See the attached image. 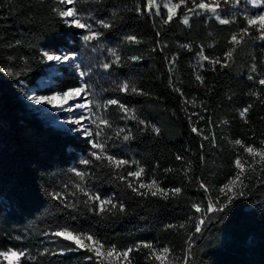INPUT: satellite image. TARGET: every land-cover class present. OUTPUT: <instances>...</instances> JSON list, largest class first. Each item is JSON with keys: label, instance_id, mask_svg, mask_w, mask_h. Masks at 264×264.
Wrapping results in <instances>:
<instances>
[{"label": "trees", "instance_id": "trees-1", "mask_svg": "<svg viewBox=\"0 0 264 264\" xmlns=\"http://www.w3.org/2000/svg\"><path fill=\"white\" fill-rule=\"evenodd\" d=\"M188 4L194 7L192 0ZM220 5L222 18L235 23L222 25L199 13L185 25L184 7L165 23L167 13L149 11L147 0H79L78 12L93 31L103 34L85 42L84 30L67 26L54 11L63 9L59 0H0V251H25L31 259L23 264H97L91 252L53 235L67 228L93 234L117 250L143 243L158 250L167 247L171 264H264V166L246 170L243 195H232L231 203L220 194L236 174L235 160L250 158L235 141L264 146V104L249 95L260 91L264 98V86L256 82L264 78V40L253 30L234 44L231 37L247 23L241 12L228 16L231 4ZM99 20L112 27H100ZM130 35L139 42L126 40ZM232 48V58L225 59ZM111 50L120 61L106 70L103 65L115 59ZM44 51L82 58L99 94L98 113L111 125H100L99 137L96 126L94 142L105 145L106 155L128 160L127 165L117 168L96 160L91 153L99 150L86 139L44 125L27 105L30 93L79 86L77 75L59 66L54 87L41 89L38 80L51 66L42 57ZM201 51L221 63L200 60ZM125 82L144 94L121 91ZM109 99L135 109L136 118L115 105L104 107ZM248 104L252 108L245 123L239 110ZM124 135L130 138L124 140ZM136 163L144 169L139 180L127 176ZM74 170L84 173L83 180ZM153 180L165 190L181 192H169L164 199L146 188L137 194L128 186ZM77 185L111 199L117 208L108 211L111 206L106 205L105 212L94 211L96 204ZM210 202L227 207L209 212ZM121 204L124 212L119 211ZM130 258L133 264H160L144 247Z\"/></svg>", "mask_w": 264, "mask_h": 264}, {"label": "snow or ice", "instance_id": "snow-or-ice-1", "mask_svg": "<svg viewBox=\"0 0 264 264\" xmlns=\"http://www.w3.org/2000/svg\"><path fill=\"white\" fill-rule=\"evenodd\" d=\"M230 0H224V3H229ZM233 3V6L235 7L238 5L241 0H231ZM249 4L252 5L254 9H259L256 14L252 15H246L244 17L247 27L241 29V32L238 34H234L231 37V40L234 44H238L240 42V39L243 38V36H251L252 31L254 30L256 33H259V35L256 37L257 39L264 40V0H247ZM60 4L63 5H71V7H66L63 9H55L54 11L57 12L58 16L64 21V23L70 27H74L77 29H84L87 31V35L83 36V40L85 42L91 41V40H99L100 37L103 35L101 32L93 31L92 25L87 22L86 18L81 16V14L78 12L77 8L75 7L76 4L79 3V0H59ZM188 3V0H179L178 3H172V0H168L167 3L163 5L165 9H167V19L165 20V23L170 22L173 17L176 15L177 10L180 9L182 6L186 7ZM192 3L194 5L193 8L189 9L190 12H193L194 14H199L196 12V9L202 10V12L211 13L212 16L215 17V19L222 25H227L230 23H235L234 19H228V18H222L220 13L218 12V9L220 8V0H199L197 3V0H192ZM147 6L149 11L155 6L157 7L156 14L160 15L159 7L156 5V0H147ZM185 25L189 24V17L187 15L184 16L183 21ZM97 23L102 28H110L112 25L104 20H99ZM238 36L240 39H238ZM126 40L129 42H139L137 40L136 36H127L125 37ZM183 47H189L188 45H183ZM235 51V48L230 49L225 56V59H231L233 52ZM115 59L110 63H105L103 65L104 69H110L112 67V64H118L120 61V56L117 55L115 50H111L110 53ZM200 60H208L209 63H212L213 65L221 63L220 58L215 59H209V57L205 56L203 54V51H201L199 54ZM42 57L46 59L47 62H55L57 64L64 63L67 61H75L76 57L69 56L67 54H50L47 51H44L42 53ZM133 60H137L138 57H132ZM227 66V65H223ZM74 67L76 69H80V64L75 63ZM255 67H253V71H255ZM12 73L9 72V75ZM81 76H84V72H80ZM198 80H201L203 82V78L199 75L196 77ZM249 79L252 80L253 77L249 76ZM259 85L264 86V78L259 79L256 81ZM120 90L125 93H138L139 90L134 86L130 85L129 83L125 82L122 83L119 86ZM88 92L87 85L76 87L69 89L67 91H64L62 93H55L51 96H34L30 95L28 96L29 100L35 101L37 104L47 103L51 104L54 107H60L64 108V105L68 104L69 100L79 99L83 94H86ZM139 94H144L142 92H139ZM249 95L255 96L257 99L261 101L262 104H264V98H262V93L260 91H253L250 92ZM57 101H62L63 103H60L57 105ZM92 104V101H88L87 103H80L76 104L74 107L76 108H85L89 112L92 111V108L90 105ZM107 105H115L117 106L121 111H123L125 114L131 112L133 119L136 118L135 116V109H129L124 103H122L118 99H109L107 101V104L104 107H107ZM97 108L101 107V105L97 104ZM252 108V104H248L246 107L239 110V116L241 119L244 120L245 123H248L247 114L249 110ZM71 110V108L67 109ZM85 119V117H81L80 119L71 120V123L75 124H81V120ZM99 123L97 124V131L95 132V136L99 137L102 133V129L100 128V125H103L105 127H110L109 120L103 117H97L96 118ZM264 119V117H262ZM95 123V121H93ZM140 123H144L143 120L139 121ZM226 123V122H225ZM84 131L87 133L88 136H92L93 133L89 131L87 128H84ZM123 131V129H121ZM158 132L159 130L156 129ZM193 131L196 132L197 129L193 128ZM130 138V135H124L123 139L128 140ZM236 145L241 146L246 153H248L255 163H258L262 166H264V146L257 148L253 147L251 145H245L241 140L235 141ZM262 145H264V142H262ZM91 147L94 149H98V152H93L91 155L96 160H107L109 165L115 166L119 168L122 165H127L129 163L128 160H122L117 159L114 156L106 155L104 152L105 145L99 141L91 143ZM257 157L259 159H257ZM177 159H181V157H177ZM243 161V162H242ZM83 164L87 165L91 163L89 160H83ZM245 164H248L247 160H244L243 157H238L235 160V167L239 169V172L236 174V177L229 183L224 186V188L220 189L221 192L225 193L227 195L229 192H232L233 188L237 185H239L241 188L244 187L242 176L245 173ZM249 170L255 171L253 164H248ZM264 170V168H262ZM75 171V170H74ZM144 173V169L138 168L136 171H131L127 173V176L134 177L137 180L142 176ZM75 174L83 180L84 173L80 171H75ZM121 180H125V176L120 177ZM129 187L132 188L133 192H137V194L143 195L144 193H141L139 191L140 188H146L152 196L161 195L162 198L167 199L169 192H171L173 195H178L181 192L180 188H174L170 190H165L159 186L157 181L153 180L151 184H143L140 183L138 187H133L131 182L128 184ZM202 188H205V191L207 192L208 189L205 187V185L201 184ZM77 188L79 191L83 192L84 195L88 196V200L92 201L96 204V208L93 209L94 211H97L98 213H103L106 211V205H110L111 207L107 209L108 211H111L112 209H116L117 205L112 202L111 199H102L99 194H89L84 190V188L77 185ZM238 195H243L242 192H240ZM54 198H59V194L54 196ZM234 197L229 196V203H231V200ZM87 203V201L85 202ZM74 207V205H72ZM195 210L197 212L201 211L200 206L196 205L194 206ZM227 207V204H225L223 207H214L213 204L210 202L207 206V211L214 212V211H223L224 208ZM119 211L124 212L125 208L124 205H119ZM204 224V219H200L199 223L196 224V232L199 233L201 231V226ZM171 227V226H170ZM183 227V225H181ZM56 237H61L65 240L70 241L71 243L75 244L77 249H84L88 252L93 253L97 257V264H113L115 261V264H120L121 261L124 262V264H132V259L130 258V254L135 250L139 251L140 247L148 248L150 250V256L154 258L155 260L159 261L160 264H171V261L168 260V257L170 255V249L167 247L162 248L159 251H156L153 249V245L150 243H143L141 245H136L134 247H129L125 250H117L115 246L111 247H105V243L102 242L100 239L96 238L93 234H87V233H77L75 230L70 229H62L58 230L53 233ZM191 252V248H189V253ZM0 258H2L3 261L6 262V264H22V261L24 259H31L25 251L23 250H13L11 248L0 251ZM91 257H89L90 259ZM185 264H188L187 260L185 261Z\"/></svg>", "mask_w": 264, "mask_h": 264}, {"label": "rangeland", "instance_id": "rangeland-1", "mask_svg": "<svg viewBox=\"0 0 264 264\" xmlns=\"http://www.w3.org/2000/svg\"><path fill=\"white\" fill-rule=\"evenodd\" d=\"M167 2H168V0H156V5L159 7V11L163 10L167 13V9H165L163 7V5ZM189 2H190V0H188V3ZM221 2H224V0H220V3ZM172 3H176V2L172 1ZM188 3H187L186 7H184V6H182V7H184V10L187 9V12L185 15H187L190 18L194 13L189 11V9H191V7L188 6L189 5ZM229 4L232 5V9H230V11L228 12V16H230V17L234 16L237 12H241L242 15L245 17L246 15L256 14L258 11H260L259 9H254L252 7V5L247 2V0H241V2L238 5H236L235 7L233 6V3L231 2V0H230ZM66 7H71V5H67V6L63 5V8H66ZM151 11L156 12L157 7L154 6L151 9ZM223 11H224V8H222V6L220 5L218 12L220 13L221 16L223 15L222 14ZM196 12L202 13V14H205L208 16L209 15L212 16L211 13L202 12V10H199V9H196ZM84 32H85V35L88 34L86 30H84ZM67 55H69V56L74 55L76 57L75 61L70 60V61H67L64 63H60V64H57L55 62H51V63L48 62L51 64V66H50V68L47 69L46 74L43 75L40 80H38L39 87L41 89L54 87L55 76L61 75V72L57 69V67L66 66L68 69H70L73 73H75L77 75V77L79 79V86H77V87L87 85L88 92L86 94H83L79 99L69 100L68 104L64 105V108H60L58 106L54 107L53 105L47 104V103L37 104V103H35V101L28 99V96H30V95L51 96L55 93H62L60 91H55L51 94L30 93L26 96L27 105L33 111L36 112L38 118L42 121V123L44 125L50 124L54 127L64 128L67 131H69V132H71L77 136H81L82 138L86 139L91 144L94 142V137H93V135L88 136L87 133L84 131V128H87L89 131H91L93 133L94 129L96 128V126L98 124V120L96 118L98 116L100 117V114L98 113L99 108H97L96 105L97 104L100 105L101 101L99 100L98 92L93 87V84L90 81L89 72L85 71L83 68L84 61L82 60V58H80V56H78L76 53H71V54H67ZM75 63L80 64V69H76L74 67ZM80 72H84L85 75L81 76ZM88 101H92V104L90 105V107L92 108L91 112H89L85 108L74 107L76 104L87 103ZM60 103H63V102L57 101V105H59ZM69 108H71V110H67ZM81 117H85V119L81 120V124H75V123L70 122L71 120L80 119ZM93 121H95V123ZM249 157L250 158L248 159V164H253L255 169H258L259 167L260 168L263 167L262 165L255 163L253 161V158L250 155H249ZM257 159H259V158L257 157ZM248 164H245V173L242 176L243 182L245 181L244 180L245 175H247L246 170L247 169L249 170ZM138 168H139V165L137 163L133 165V169L135 171ZM238 172H239V169L237 168L236 174ZM236 174L226 184H229L236 177ZM224 186L222 188H224ZM241 189H243V188H241L239 185H237L233 188L232 192H229L226 196L235 195L238 192H240ZM220 194L225 195V193H223L221 191H220ZM155 250L159 251L158 249H155ZM92 256H94L97 259V257L93 253H92ZM0 264H6V262L3 261L2 258H0ZM22 264H23V261H22ZM113 264H115V261L113 262ZM120 264H124V262L121 261Z\"/></svg>", "mask_w": 264, "mask_h": 264}]
</instances>
